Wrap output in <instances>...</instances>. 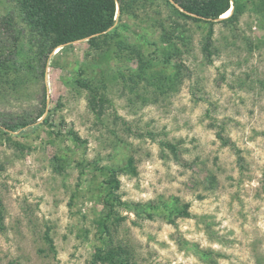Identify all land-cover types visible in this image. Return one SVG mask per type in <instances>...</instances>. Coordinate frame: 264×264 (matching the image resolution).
Instances as JSON below:
<instances>
[{"label":"rangeland","instance_id":"1","mask_svg":"<svg viewBox=\"0 0 264 264\" xmlns=\"http://www.w3.org/2000/svg\"><path fill=\"white\" fill-rule=\"evenodd\" d=\"M148 5L126 19V33L146 51L155 43L152 49L161 53L165 44L151 25L152 14L172 24L169 7L165 0ZM11 9V0H0V28ZM255 12L246 9L235 25H214L212 61L202 49L208 25L189 20L190 50L180 45L183 76L171 94L159 95L148 85L139 91L146 101L132 103L122 85H111L118 113L143 134H129L119 125L125 141L118 146L112 142V117L98 122L86 92L75 84L86 58L85 40L55 51L46 76L24 93L8 92L0 101L1 121L37 110L43 85L52 115L48 123L41 120L24 131L0 130V196L6 213L0 264H91L103 202L90 164H119L129 155L137 173L120 174L122 199L166 202L152 218L120 208L125 218L115 222L112 234L130 245L139 264H264V18ZM117 61L112 62L121 64ZM175 70L171 64L166 71ZM51 128L61 134L50 133ZM71 128L87 142L76 144ZM163 140L178 146L176 155ZM55 155L68 165L62 173L55 168ZM79 161L88 165L82 176ZM176 202L189 203L191 216H177ZM47 229L56 254L44 239Z\"/></svg>","mask_w":264,"mask_h":264},{"label":"trees","instance_id":"2","mask_svg":"<svg viewBox=\"0 0 264 264\" xmlns=\"http://www.w3.org/2000/svg\"><path fill=\"white\" fill-rule=\"evenodd\" d=\"M11 1L13 9L2 17L0 28V101L8 98V92L24 93L28 84L44 78L49 58L55 51L58 54L74 42L85 40L88 44L86 58L80 70L81 76L76 79L75 84L86 92L88 108L98 122H105L107 118L112 117L110 131L113 133L112 142L115 146L125 141L117 130L119 125L129 134H143L136 133L131 123L118 113L114 100L109 96L112 92L111 85L115 82L122 85L123 92L130 93L132 103L138 99L146 101L139 91L147 90L148 85L159 95L171 94L178 88L183 76V49L180 45L190 50V34L187 33L189 20L208 25L202 49L208 61H212L211 45L216 23L224 26L235 25L246 9H254L255 13L264 18V0H165L169 7L168 18L173 23L167 24L160 14H152L154 20L151 22L165 44L159 53L156 48L152 49L155 43H150L148 48L151 51H146L140 44L132 42L126 33L130 29L126 19L135 18L139 15V10L145 11L149 8L150 0ZM229 10H232L230 14L221 18ZM178 59L180 61L177 62ZM113 60H119L121 64L116 65ZM101 63L104 66H101ZM171 64L176 68L173 73L166 71L167 66ZM99 66L100 72H95L94 67ZM88 68H91L90 75ZM42 89L44 94L37 110L12 117L14 119L11 118L12 120L7 122L0 119V130L9 134L17 130L24 131L41 120L43 124L48 123L52 112L46 98V85H43ZM49 125L53 126L52 123ZM60 131L61 129L56 131L51 128L50 133L60 135ZM148 134H151V131H148ZM69 136L76 144L87 142L72 128L69 130ZM218 136L225 145L230 143L222 133L219 132ZM160 143L167 145L176 155V144L165 140ZM54 158L57 162L55 168L61 173L64 172L68 165L61 162L59 156L55 155ZM84 164L80 161L77 163L81 176L88 166ZM90 167L95 171L92 178L100 179L99 190L103 202V209L100 210L96 221L98 243L94 247L91 264H139L130 245L117 242L112 234L115 222L125 218L121 216L120 208L134 212L138 217L152 218L156 211L166 207V202L141 203L122 199L119 192L120 174L137 173L135 158L132 155L124 158L119 164L101 165L95 161ZM189 206V203L180 205L176 202L173 209L177 216L190 217ZM5 214V206L0 196L1 231L6 230ZM44 239L50 250L56 254L55 241L49 229L45 231Z\"/></svg>","mask_w":264,"mask_h":264},{"label":"bare ground","instance_id":"3","mask_svg":"<svg viewBox=\"0 0 264 264\" xmlns=\"http://www.w3.org/2000/svg\"><path fill=\"white\" fill-rule=\"evenodd\" d=\"M232 10H229L228 12H226V13H228V15L230 14V12H231ZM228 15H223L222 17H226V16H228Z\"/></svg>","mask_w":264,"mask_h":264},{"label":"snow or ice","instance_id":"4","mask_svg":"<svg viewBox=\"0 0 264 264\" xmlns=\"http://www.w3.org/2000/svg\"><path fill=\"white\" fill-rule=\"evenodd\" d=\"M225 15H228V13H225Z\"/></svg>","mask_w":264,"mask_h":264},{"label":"water","instance_id":"5","mask_svg":"<svg viewBox=\"0 0 264 264\" xmlns=\"http://www.w3.org/2000/svg\"><path fill=\"white\" fill-rule=\"evenodd\" d=\"M221 18H223V17H221Z\"/></svg>","mask_w":264,"mask_h":264}]
</instances>
